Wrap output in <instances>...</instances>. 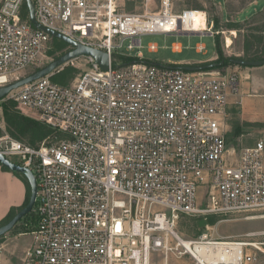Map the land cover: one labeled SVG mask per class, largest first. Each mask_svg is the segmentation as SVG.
Segmentation results:
<instances>
[{"label":"built area","instance_id":"built-area-1","mask_svg":"<svg viewBox=\"0 0 264 264\" xmlns=\"http://www.w3.org/2000/svg\"><path fill=\"white\" fill-rule=\"evenodd\" d=\"M119 1L30 0L38 25L106 52L108 69L82 57L88 69L72 85L52 80L77 58L8 95L54 130L31 146L0 124V154L17 157L36 180L37 225L24 234L31 244L21 264H156L153 255L165 264L169 255L254 264L255 244L207 233L186 240L177 230L184 217L264 211V140L236 153L225 139L237 76L145 63L140 37L191 33L183 24L195 11L173 13L171 0H160L157 12L125 13ZM52 39L31 24L25 0H0V88L36 68ZM125 41L135 56L121 52Z\"/></svg>","mask_w":264,"mask_h":264},{"label":"rangeland","instance_id":"rangeland-1","mask_svg":"<svg viewBox=\"0 0 264 264\" xmlns=\"http://www.w3.org/2000/svg\"><path fill=\"white\" fill-rule=\"evenodd\" d=\"M159 1L160 0H148V3L145 6L143 0H120L119 6L125 13H143L145 10L157 12L160 9ZM171 2V10L173 13L182 10L204 12L207 20V30L202 33H197L198 35H177L175 33L168 35H142L140 37L142 46L140 52L143 59L152 64H176L178 66H199L209 63H221L222 67L219 70L212 71H219L224 75H237V72L244 67L227 64L226 59H244L243 44L245 36L249 34V32H256L254 28H261L264 31V0H171ZM214 20H218L217 28L214 27V23L212 22ZM236 23L239 24L237 29L230 27V25ZM262 37H264V33ZM216 40L222 52L223 58L220 59H218L215 50ZM251 40H253L251 53L261 49L264 45V42L258 45L253 38H251ZM151 43L157 46L156 52L148 51V45ZM174 44L181 45V50L179 52H173L172 46ZM199 44H203L205 47L202 52L196 51V47ZM51 45H53L52 41L50 43V46ZM127 45L128 41H125L121 52L130 56H135L137 51L126 50ZM68 50V47H63L57 52H54V50H51V52L49 51L50 53H47L46 58H44L36 68H28L24 70L21 72L20 77H24L33 71L44 67L53 59ZM210 58L212 59L209 60ZM74 64V67H64L62 71L54 75V78L65 74L63 81L64 84L62 85H72L79 75L88 69L82 57L77 59ZM67 68H72V71H67ZM258 101L260 102L256 105V109L261 112L263 117L255 116L253 117L254 119L252 122H243V125H246L243 129V133L241 131L242 128L240 122L238 123L239 127L236 133L233 131H227L225 139L228 149H234L236 153H238L241 147L254 144L259 139L264 140V98H259ZM7 102L12 103L13 100L8 96L0 102V124H3L8 132L2 110L3 104ZM15 110L22 116L36 121L33 112L30 111L23 113L17 108L16 104ZM240 135L243 136L241 139H238ZM48 137L36 143L34 146L41 145ZM21 142L29 144L28 140L25 138L21 139ZM8 159L14 164H20L17 157H8ZM205 190L206 189L204 188L202 189L203 192ZM201 198L200 200L204 203L205 198ZM261 215H264V211L254 214L230 213L219 216L209 215L206 217L207 221L204 220L202 216L184 217L179 221L177 230L179 235L186 240H194L200 235L207 233L212 240L249 242L255 244L261 250L255 251L257 254V260L254 264H264V218L255 220L246 219L247 217ZM23 232L24 230L21 224H17L10 232L0 238V245L2 242L6 241L7 238L9 240H15L18 238L17 243L19 248L23 250V248L31 244V236L24 235L26 233ZM19 234H22L23 236L18 237ZM5 252L6 249L0 246V264H21L22 255L20 254V251H17V253L10 258L5 255ZM163 259V256L153 255V261L155 260L156 264H165ZM167 264H191V260L187 256L177 258L173 255H169Z\"/></svg>","mask_w":264,"mask_h":264},{"label":"water","instance_id":"water-1","mask_svg":"<svg viewBox=\"0 0 264 264\" xmlns=\"http://www.w3.org/2000/svg\"><path fill=\"white\" fill-rule=\"evenodd\" d=\"M26 6L29 11L30 16V22L31 24L41 30L45 33L49 34L53 39L60 40L66 46L69 48V50L60 56L53 59L51 62H49L47 65H45L42 68H39L32 73L19 78L18 80L11 82L3 87L0 88V102L3 101L8 95L26 85L29 84L37 79H40L42 77H45L47 75H50L55 70L60 68L61 66L65 65L66 63L70 62L71 60L80 58V57H91L94 59L95 63L100 67L101 70L106 71L108 69V54L106 52L97 50L95 48L79 44L73 40H70L69 38L63 36L62 34L48 29L41 27L37 24L35 18H34V10L33 6L31 5L30 0H25ZM181 35H198L197 33H183ZM233 64L241 67H259L264 65V60L259 61H249V60H243V59H231L230 60ZM221 63H209L199 66H178L179 69H182L186 72L195 73V72H203V71H209L213 70L216 67H219ZM0 165L7 169L8 171L12 173H17L21 175L25 180L27 181L29 188H30V196L29 201L22 209H20L9 221L6 223L0 225V237H3L8 232H10L13 227L27 214H29L31 211H33V207L35 204V198H36V180L32 174V172L23 166H19L17 164H14L10 162L6 157H4L2 154H0Z\"/></svg>","mask_w":264,"mask_h":264},{"label":"crops","instance_id":"crops-1","mask_svg":"<svg viewBox=\"0 0 264 264\" xmlns=\"http://www.w3.org/2000/svg\"><path fill=\"white\" fill-rule=\"evenodd\" d=\"M178 45L181 47L180 44ZM211 59L212 58L209 60ZM236 76L238 79L237 90L228 98L227 131L236 133L239 127L238 123L240 122L241 131L243 133V129L246 126L243 125V122H252L255 116L263 117L261 112L256 109V105L260 102L258 101L259 98H264V65L259 67H244L237 72ZM242 136L243 135H240L238 139H241ZM252 145L254 144L246 146ZM25 198L26 188L23 181L11 172L2 170L0 166V222L5 219L11 209L20 208ZM20 236L23 235L19 234L18 237ZM12 240L7 238V240L0 245L2 248L6 249L5 255L10 258L17 253V251H20L23 257L24 250L28 246L22 250L17 243L18 238Z\"/></svg>","mask_w":264,"mask_h":264},{"label":"trees","instance_id":"trees-1","mask_svg":"<svg viewBox=\"0 0 264 264\" xmlns=\"http://www.w3.org/2000/svg\"><path fill=\"white\" fill-rule=\"evenodd\" d=\"M212 22L214 23V27L217 28L218 27V20H214ZM230 27L237 29L239 27V24H237V23L232 24V25H230ZM254 29L256 32H254V33L249 32V34H247L244 38V44H243V56H244L243 58L244 59L243 60H249V61L264 60V45L261 49L251 53L252 46H253L252 45L253 40H251V38H253L254 41L258 45H260L261 43L264 42L263 41L264 37H262L264 31L261 28H254ZM255 35H257V36H255ZM51 41H52L53 45H51L50 52H51V50H54V52H57L61 48L67 47L66 44H64L60 40L52 39ZM215 50H216V54L218 55V59L223 58L222 52L219 48L217 40L215 41ZM122 60H123V63L127 64L130 62H133L134 58L129 57V56H122ZM230 60L231 59H226L227 64L235 65ZM145 63L152 64L147 60H145ZM221 67H222V65L214 68L213 70H219ZM67 71H72V68H67ZM209 71H212V70H209ZM64 75L65 74H62L61 76H59L57 78H54V76H53L52 80L56 83L64 84V82H63L64 81ZM2 110H3L4 120H5L7 128H8V133L14 139L21 141V139L25 138L28 140L29 145L34 146L36 143H38V142L44 140L46 137L54 134V130L52 128H50L49 126H47V125H45L39 121H35V120H32V119L27 118L25 116H22L20 113H18L15 110L14 102H12V103L7 102V103L3 104ZM236 136H238V135H236ZM1 168L4 171L10 172L2 166H1ZM12 174H14L15 176H17L18 178H20L23 181L25 188H26V198H25L23 205L20 208H13L9 211V213L5 217V219L2 222H0V225L9 221L20 209H22L24 206H26V204L29 201L30 188H29L27 181L25 180V178H23L21 175H19L17 173H12ZM206 221H207V219H206ZM17 224H21V226L24 230L23 233L32 232L36 228V225H37L34 212L31 211L29 214L25 215ZM0 238H2V237H0Z\"/></svg>","mask_w":264,"mask_h":264},{"label":"bare ground","instance_id":"bare-ground-1","mask_svg":"<svg viewBox=\"0 0 264 264\" xmlns=\"http://www.w3.org/2000/svg\"><path fill=\"white\" fill-rule=\"evenodd\" d=\"M195 12L193 13L191 19L186 21L183 24V28L185 30H189L190 32H193V33H199L202 31H206L207 30L206 18L204 17L203 12L196 11V10H195ZM176 46L179 48L178 44Z\"/></svg>","mask_w":264,"mask_h":264}]
</instances>
